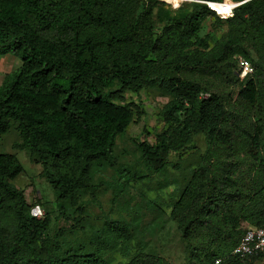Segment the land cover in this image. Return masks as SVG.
<instances>
[{"label": "trees", "instance_id": "trees-1", "mask_svg": "<svg viewBox=\"0 0 264 264\" xmlns=\"http://www.w3.org/2000/svg\"><path fill=\"white\" fill-rule=\"evenodd\" d=\"M162 1L0 0V54L21 59L0 85V137L15 125L16 145L42 164L64 212L92 187L95 170L116 164L117 138L134 117L131 103L116 100L160 90L170 97L160 112L166 128L154 143L140 142L145 169L122 165L116 184L141 182L156 169L182 237L200 241L192 257L250 264L263 254L242 260L232 250L248 226H264V0H234L242 3L227 17L205 2L222 0L156 12ZM211 15L229 27L214 43L199 35ZM239 56L253 66L244 77ZM199 134L200 163L184 183L170 179L171 153L194 147ZM243 156L249 164L239 170ZM23 171L15 153H0V264H111L106 249L131 241L129 226L113 221L95 245L61 246L49 217L32 215L15 185ZM120 264L172 263L137 248Z\"/></svg>", "mask_w": 264, "mask_h": 264}, {"label": "rangeland", "instance_id": "rangeland-1", "mask_svg": "<svg viewBox=\"0 0 264 264\" xmlns=\"http://www.w3.org/2000/svg\"><path fill=\"white\" fill-rule=\"evenodd\" d=\"M161 1V0H160ZM164 1V2H163ZM156 3L155 11L173 9L175 4L188 7L192 1L199 0H163ZM202 1V0H201ZM204 1V0H203ZM169 2V3H168ZM207 2V1H205ZM179 5V6H180ZM157 18V17H156ZM159 25V21H157ZM228 25L220 22L213 15L204 21L199 35L208 37L211 43L228 32ZM254 59L256 52L251 49ZM255 64V63H254ZM21 59L13 54H0V85L6 75L19 69ZM225 93L235 90L230 87H220ZM170 97L156 88H144L139 92L128 91L123 94V104L129 102L134 110L133 121L126 131L117 138L115 150L116 164L106 169L95 170L92 174V187L77 192L74 199L68 202L64 212L57 204V193L52 184L41 174L43 166L36 161L26 149L18 147L21 138L15 125L0 137V153H15L24 166V171L14 179L15 185L23 189L27 201L40 204L43 210L41 217L48 216L49 235L61 243L83 241L88 246L98 243L97 235L112 233L110 223L118 221L125 223L131 229V241L118 242L106 249V256L111 264H120L127 254H135L136 249L145 253L159 254L172 264H201L191 255V245H197L199 240H185L178 228V221L171 216L168 207L170 199H165L166 193L158 188L163 176L154 170L148 178L141 182H124L116 184L117 170L122 165L145 169L140 159V142L154 143L157 134L166 128L160 114L164 104ZM206 144L204 135L199 134L194 147L183 151L172 152L168 162L170 179L184 183L191 170L197 166L204 154ZM243 162L239 170L247 167L248 158L241 157ZM177 184H171L165 191H172ZM167 204V205H166ZM248 224H245L247 227ZM111 235V234H110ZM250 264H264V254Z\"/></svg>", "mask_w": 264, "mask_h": 264}, {"label": "built area", "instance_id": "built-area-1", "mask_svg": "<svg viewBox=\"0 0 264 264\" xmlns=\"http://www.w3.org/2000/svg\"><path fill=\"white\" fill-rule=\"evenodd\" d=\"M171 1V0H170ZM175 1V0H174ZM227 2L229 4H227ZM169 3V2H168ZM207 3L214 8L222 17H227L233 14L234 9L242 3V1L234 0H222V1H207ZM180 5V4H179ZM178 3L172 5L174 8H177ZM223 5V7H221ZM225 8H228L229 11H224ZM240 63L242 65L241 77L246 76L249 73L253 72V66L250 60L239 56ZM31 213L34 216L41 217L43 210L40 204L32 206ZM264 254V226H255L250 225L246 228L244 234L241 236L237 245L232 250V255L237 256L240 259H250L251 257L259 256ZM224 258L217 257L210 264H223ZM243 264V263H241Z\"/></svg>", "mask_w": 264, "mask_h": 264}, {"label": "snow or ice", "instance_id": "snow-or-ice-1", "mask_svg": "<svg viewBox=\"0 0 264 264\" xmlns=\"http://www.w3.org/2000/svg\"><path fill=\"white\" fill-rule=\"evenodd\" d=\"M212 7H216L215 5H212ZM224 11H229L228 8H225Z\"/></svg>", "mask_w": 264, "mask_h": 264}, {"label": "bare ground", "instance_id": "bare-ground-1", "mask_svg": "<svg viewBox=\"0 0 264 264\" xmlns=\"http://www.w3.org/2000/svg\"><path fill=\"white\" fill-rule=\"evenodd\" d=\"M227 4H229V3L227 2ZM221 7H223V5H221Z\"/></svg>", "mask_w": 264, "mask_h": 264}]
</instances>
